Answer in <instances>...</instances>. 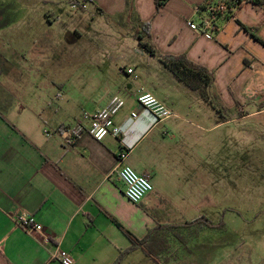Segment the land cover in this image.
I'll return each instance as SVG.
<instances>
[{"label":"crops","instance_id":"crops-1","mask_svg":"<svg viewBox=\"0 0 264 264\" xmlns=\"http://www.w3.org/2000/svg\"><path fill=\"white\" fill-rule=\"evenodd\" d=\"M206 1L167 0L157 8L155 0H0V264H113L121 252L143 253L140 245L131 250L132 242L151 230L207 218V191H218L221 181L215 110L202 89L178 79L131 36L135 24L148 23L162 55H185L213 72L229 114L262 106L264 0H240L213 35H203L187 23L199 21ZM145 93L173 116L155 122L138 105ZM113 97L124 101L114 116L121 135L99 142L84 134L65 146L59 133L77 124L88 129ZM123 151V164L153 185L139 204L126 198L117 176ZM19 211L44 233L16 225L8 213ZM221 221L225 233L203 231L184 246L169 239L166 254L190 255L177 264H253L261 254L256 261L264 264V243L252 240L258 236L243 240ZM58 250L68 262L54 257Z\"/></svg>","mask_w":264,"mask_h":264},{"label":"rangeland","instance_id":"rangeland-1","mask_svg":"<svg viewBox=\"0 0 264 264\" xmlns=\"http://www.w3.org/2000/svg\"><path fill=\"white\" fill-rule=\"evenodd\" d=\"M256 101L264 102V98L257 97ZM262 107L264 104L251 107L244 112L233 110L232 114L225 111L219 114L216 111L212 113L210 122L211 125H215L212 131L218 141L221 181L218 191L211 192L210 195L207 191V202L203 212L214 224H218L221 219L228 225L232 224L237 236L243 240L258 236L252 239L257 245L264 243V111L253 115L247 114ZM224 118L229 121L223 123ZM230 208L233 211H230ZM219 233L207 231V234ZM172 242H175V237ZM182 252V249L177 250L175 254H171L172 258L168 257L165 262L159 259V264H177L178 260L184 261L190 256ZM220 256L225 261L231 257L229 254H217V257ZM258 256L262 255H255L253 264H258L256 261ZM125 257L124 264L134 262L150 264L155 261L143 253L126 254ZM250 257V254H245L246 261Z\"/></svg>","mask_w":264,"mask_h":264},{"label":"built area","instance_id":"built-area-1","mask_svg":"<svg viewBox=\"0 0 264 264\" xmlns=\"http://www.w3.org/2000/svg\"><path fill=\"white\" fill-rule=\"evenodd\" d=\"M226 10L227 5L221 1H213L205 4L204 10L197 9V13H200L201 16L199 21L197 23L188 22L187 25L191 30L198 31L203 35H213L217 31L218 22ZM126 72L131 74L133 70L128 69ZM137 102L144 112L152 115L155 122L163 121L173 116L152 94H141ZM123 105L124 101L122 99L113 97L104 109L94 113L90 117L92 122L88 129H84L80 124L72 128L63 129L59 134L63 138L64 145L72 147L84 134H88L99 142L107 136L119 137L121 135V129L115 125L114 116ZM136 117L137 113L134 112L131 114V118ZM126 157L127 152L123 151L119 158L120 162L117 169V176L125 186L124 194L126 198L133 204H139L153 191V185L148 176L140 175L130 166L123 164ZM8 216L16 225L29 234L44 233L43 226L37 222L34 216L20 211L8 213ZM44 242L48 243L47 238H45ZM54 257L63 260V262H68V256L65 251H56Z\"/></svg>","mask_w":264,"mask_h":264},{"label":"trees","instance_id":"trees-1","mask_svg":"<svg viewBox=\"0 0 264 264\" xmlns=\"http://www.w3.org/2000/svg\"><path fill=\"white\" fill-rule=\"evenodd\" d=\"M167 0H155L156 7H162ZM213 1H221L227 5V10L223 17L228 18L229 14L235 7H238L240 0H207L205 4ZM205 4L200 8L204 10ZM102 15L103 12L100 11ZM128 14L130 22L135 21L134 8L132 4L128 5ZM222 17V18H223ZM244 27V26H243ZM244 29L250 31V29L244 27ZM131 36L138 42L139 46L151 56L157 58L170 72H172L178 79L183 81L192 89H202L203 98L208 101L214 110L219 114L221 111L227 112V109L221 103L220 98L214 92V80L215 76L213 72L208 71L206 68L196 65L189 61L185 55L181 56H167L162 55L153 43L150 34V25L148 23H137L134 25V30ZM258 41V38L255 37ZM264 45V44H263ZM229 121L223 119V123ZM178 234L175 235V232ZM203 231H218L225 233V225L223 221L218 224L212 223L207 218H199L193 222L186 223L180 227L164 228L158 227L155 230L149 231L147 237L141 241L133 240V246H142L143 253L154 262L160 263L158 260H165L171 257V254H166L170 249L169 239H174L178 245L184 246L189 244L194 239H197ZM127 251L121 252L113 264H120ZM168 255V256H167ZM165 262V261H164Z\"/></svg>","mask_w":264,"mask_h":264}]
</instances>
